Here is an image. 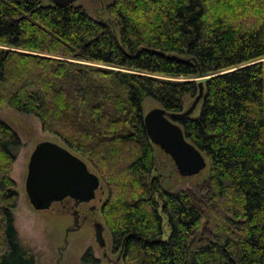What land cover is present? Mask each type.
<instances>
[{"label":"trees","instance_id":"obj_1","mask_svg":"<svg viewBox=\"0 0 264 264\" xmlns=\"http://www.w3.org/2000/svg\"><path fill=\"white\" fill-rule=\"evenodd\" d=\"M108 12L116 27L75 3L0 0V111L36 115L100 167L124 264H264V0H113ZM201 81L200 114L185 115ZM146 98L206 156L196 190L164 186ZM21 146L0 115V264H37L13 216Z\"/></svg>","mask_w":264,"mask_h":264},{"label":"rangeland","instance_id":"obj_2","mask_svg":"<svg viewBox=\"0 0 264 264\" xmlns=\"http://www.w3.org/2000/svg\"><path fill=\"white\" fill-rule=\"evenodd\" d=\"M112 2L113 0H77L75 4L83 6L95 19L105 21L116 27L115 20L108 12V6ZM43 3L54 4L53 0H43ZM197 79L205 81L207 77H198ZM194 99V97L187 96L185 109L190 108ZM143 106L144 112L147 113L161 105L151 98H146ZM201 107L202 103L200 102L191 115L198 116ZM0 115L17 131L22 141V146L15 151L16 160L11 173L19 195L13 216L20 244L34 255L37 264H94L84 262V255L98 260L96 264H124L119 258V251L114 250L109 228L100 211L99 213L96 211V217L103 227L102 239H104V243L101 244L96 240V232L90 222L85 228L70 232L67 230L71 225V218L68 215L56 212L52 206L43 211L33 209L25 189L28 163L33 149L38 142L43 140L55 141L64 146L67 144L57 135L46 132L40 119L32 113H22L12 107L4 106ZM156 153L160 164L157 173H161L162 182L168 189L176 191L196 190L209 177V166L196 175L183 176L179 173L170 155L161 150L160 147H156ZM85 160H87L90 169L102 177L99 173L100 167L95 166L86 158ZM101 185L102 187L97 190L96 199L87 204V207L96 205L101 209L104 205L109 189L102 178ZM91 250L93 255L88 254Z\"/></svg>","mask_w":264,"mask_h":264},{"label":"water","instance_id":"obj_3","mask_svg":"<svg viewBox=\"0 0 264 264\" xmlns=\"http://www.w3.org/2000/svg\"><path fill=\"white\" fill-rule=\"evenodd\" d=\"M77 0H53L54 4H72ZM193 104L185 111L191 114L204 97V84ZM174 115L162 107L145 113V125L153 144L171 156L179 173L192 176L208 166L206 156L192 143ZM100 176L93 172L87 161L69 147L51 140L36 144L28 163L25 189L35 211L49 209L54 202L66 197L90 201L101 188ZM103 238L102 231L100 232ZM99 236V233H98ZM100 238V237H99ZM101 243H104L101 241ZM121 259V255L119 254Z\"/></svg>","mask_w":264,"mask_h":264},{"label":"flooded vegetation","instance_id":"obj_4","mask_svg":"<svg viewBox=\"0 0 264 264\" xmlns=\"http://www.w3.org/2000/svg\"><path fill=\"white\" fill-rule=\"evenodd\" d=\"M97 193V192H96ZM96 198L90 201H79L73 197H66L62 201H57L52 204L53 210L63 215H68L71 218V225L67 230L79 231L85 228L86 225L92 224L94 231L96 232V240L101 244L103 241L100 232L103 230L101 223H99L98 218L96 217L97 212H101L102 216V207H97L96 205H90L87 207V204L94 201ZM97 211V212H96ZM99 233V236H98ZM100 237V238H99ZM93 255L91 251L88 254ZM119 255V254H118Z\"/></svg>","mask_w":264,"mask_h":264}]
</instances>
